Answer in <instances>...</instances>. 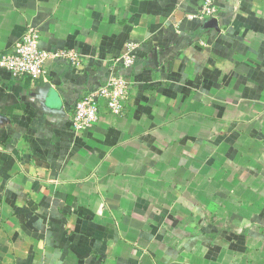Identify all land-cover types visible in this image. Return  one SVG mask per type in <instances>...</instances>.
<instances>
[{"label": "crops", "instance_id": "obj_1", "mask_svg": "<svg viewBox=\"0 0 264 264\" xmlns=\"http://www.w3.org/2000/svg\"><path fill=\"white\" fill-rule=\"evenodd\" d=\"M28 27L82 66L0 70V264H264V0H0V53ZM127 44L121 114L75 132Z\"/></svg>", "mask_w": 264, "mask_h": 264}, {"label": "built area", "instance_id": "obj_2", "mask_svg": "<svg viewBox=\"0 0 264 264\" xmlns=\"http://www.w3.org/2000/svg\"><path fill=\"white\" fill-rule=\"evenodd\" d=\"M214 9L207 5L201 11V17L213 15ZM133 45L127 44L124 52L114 59L108 69L104 83L83 95L73 105L71 126L75 132L91 128L98 120L100 107L109 113L121 114L133 88L131 79L116 70L129 69L134 65ZM61 62L74 69H80L82 59L72 50L45 51L39 46V34L36 29L28 27L11 52L0 53V70L8 72L14 78H28L34 82L43 81L46 77L47 64Z\"/></svg>", "mask_w": 264, "mask_h": 264}, {"label": "water", "instance_id": "obj_3", "mask_svg": "<svg viewBox=\"0 0 264 264\" xmlns=\"http://www.w3.org/2000/svg\"><path fill=\"white\" fill-rule=\"evenodd\" d=\"M210 24L215 26V21L211 20ZM35 98L37 99L38 103L40 104V109L42 111H49L50 109L53 110L58 109V106L55 104V100H53L50 94V86L49 84H43L41 87L38 88ZM60 113L59 110H57ZM61 114V113H60Z\"/></svg>", "mask_w": 264, "mask_h": 264}]
</instances>
